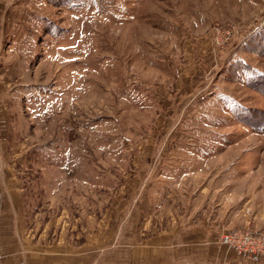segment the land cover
I'll use <instances>...</instances> for the list:
<instances>
[{
  "label": "rangeland",
  "instance_id": "rangeland-1",
  "mask_svg": "<svg viewBox=\"0 0 264 264\" xmlns=\"http://www.w3.org/2000/svg\"><path fill=\"white\" fill-rule=\"evenodd\" d=\"M263 48L264 0H0L33 264H189L191 231H264Z\"/></svg>",
  "mask_w": 264,
  "mask_h": 264
},
{
  "label": "crops",
  "instance_id": "crops-1",
  "mask_svg": "<svg viewBox=\"0 0 264 264\" xmlns=\"http://www.w3.org/2000/svg\"><path fill=\"white\" fill-rule=\"evenodd\" d=\"M2 111L3 108L0 107V115ZM7 123L8 121L6 119H0V137L4 143V147L6 134H3V129L8 126ZM14 144L16 146V143ZM20 153L21 152L17 150L13 153L8 152L5 147L3 156L2 154L0 156V253L6 252L7 248L5 246L8 241H11L7 247L15 248L16 246V252L10 251L11 255L9 259L11 258L16 264H33L37 261L39 257L38 254H40V256L43 255V253H38L42 252L43 248L37 247L32 240L33 238L31 239L30 229L28 231L25 226V192L24 188L19 185L16 176V163H19V166L22 167V163L26 161V156H21ZM28 159L30 160V158ZM27 170L28 169H25V171ZM190 233H193V236L190 237L191 240L187 241V246H184L188 249L189 264H196L198 262V249L208 250L207 253L199 255L208 256L210 260L217 261L218 264L244 263L237 258L235 260V256L232 252L225 248V246L223 247V245H220L218 236L211 231H207L204 228L193 232L191 231ZM165 235L166 236L162 239L159 238L162 243L158 244L160 245L158 246L159 253L162 250L163 258L166 257L165 255L172 254L175 252V249L179 248L178 241H170L169 236H167V234ZM181 238L187 240L182 236ZM21 241H26L24 252L20 249ZM0 263L12 264L5 260L2 262L0 260ZM204 264H207V262Z\"/></svg>",
  "mask_w": 264,
  "mask_h": 264
},
{
  "label": "built area",
  "instance_id": "built-area-1",
  "mask_svg": "<svg viewBox=\"0 0 264 264\" xmlns=\"http://www.w3.org/2000/svg\"><path fill=\"white\" fill-rule=\"evenodd\" d=\"M220 243L244 264H264V231L260 229L246 227L226 231L221 234Z\"/></svg>",
  "mask_w": 264,
  "mask_h": 264
},
{
  "label": "trees",
  "instance_id": "trees-1",
  "mask_svg": "<svg viewBox=\"0 0 264 264\" xmlns=\"http://www.w3.org/2000/svg\"><path fill=\"white\" fill-rule=\"evenodd\" d=\"M72 2L74 1V0H71ZM70 2V0H65V3L67 4V3H69ZM263 51H264V48H263ZM263 55H264V52H261ZM239 69H242V66H238V63H237V67L235 68V70H233V74L235 73L236 74V71H239ZM238 73V72H237ZM257 76V80H258V83H255V85H252L253 87H255V88H258L259 86V84H261V82H264V74H257L256 75ZM257 80H254V81H257ZM248 83L250 84L251 83V79L250 80H248Z\"/></svg>",
  "mask_w": 264,
  "mask_h": 264
}]
</instances>
